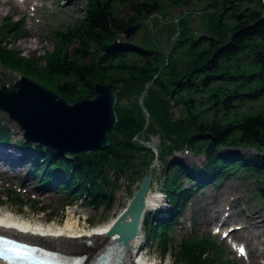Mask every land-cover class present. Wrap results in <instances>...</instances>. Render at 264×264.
Masks as SVG:
<instances>
[{
    "label": "trees",
    "instance_id": "obj_1",
    "mask_svg": "<svg viewBox=\"0 0 264 264\" xmlns=\"http://www.w3.org/2000/svg\"><path fill=\"white\" fill-rule=\"evenodd\" d=\"M178 1L205 2L213 18L206 24L205 35H181L166 56L154 48L143 49L138 40L136 46L112 44L121 29L134 25L133 20L157 13L154 3L143 2L134 5L133 17L124 21L115 17L112 0H84L83 16L58 41L76 44L75 48L46 54L40 70H36L35 61L39 63L41 58H23L17 51L0 47L4 67L48 82L55 77L63 79L49 88L68 103L93 98L92 85L96 82L111 84L121 94L140 93L145 88L142 107L148 116L146 123L138 104L134 110L118 107L120 97L116 93V123L103 151L65 158L37 145L18 143L27 157L22 155L21 159L28 160L43 181L54 179L68 194L78 193L89 203H102L110 200L104 192L110 185L102 177L103 170L112 166L117 173L129 174L139 149L131 140L137 136H156L162 158L175 151L203 154V168L193 172L167 162L161 191L169 206L152 226L145 224V230L159 243L166 241V221L181 208L180 201L191 187L199 191L204 184L217 181L223 172L261 174L258 194L264 196V107L248 114L237 111V107L264 101V18L260 1ZM11 25L15 27L16 23ZM172 108L179 109L178 117L172 116ZM7 133L0 130L1 144L8 141ZM230 149L233 151L219 153ZM247 149L253 154L235 151ZM180 176L192 183L190 189L182 190ZM205 250V242L185 243L179 246L177 255L183 264H210L208 254L199 258Z\"/></svg>",
    "mask_w": 264,
    "mask_h": 264
},
{
    "label": "rangeland",
    "instance_id": "obj_2",
    "mask_svg": "<svg viewBox=\"0 0 264 264\" xmlns=\"http://www.w3.org/2000/svg\"><path fill=\"white\" fill-rule=\"evenodd\" d=\"M83 1L0 0V47L4 50L19 51L23 58H41L40 62L35 61V64L36 70L42 69L45 65L43 57L46 54L51 55L60 50L66 53L75 48L76 44H59L58 41L59 37L83 16ZM112 2L115 17L124 21L133 17L134 5L143 2L155 4L157 13L145 14L141 18L133 20V24H140V28L129 40L120 43L136 46L138 40L143 49L154 48L165 56L170 47L181 38V35L189 37L205 35L206 24L213 18V15L206 11L208 5L205 2L184 1L181 3L178 0H112ZM13 23H16L15 27L11 25ZM19 73L20 71L14 68L4 67L0 62V87L4 85L10 88L19 77H25ZM26 78L52 92L54 91L49 88V85L63 81L58 77L51 79L50 82L36 76ZM141 92L136 90L128 94L118 92L117 96L120 97V101L116 105L123 109L134 110L137 104L139 106ZM262 107H264V101H258L245 107H237V111L248 114L255 112L256 109L260 110ZM140 108L145 118H148L142 107V102ZM171 111L174 118L180 115L177 108H172ZM0 115L1 125L7 127L11 133V142L16 141L18 144V141L22 139L18 126L11 120L6 122L8 118L5 112L0 110ZM131 142L139 149L136 158L131 162L130 173L127 175L117 173L112 166L103 170L102 177L110 185L104 187V192L108 197L110 196L109 201L89 203L84 195L80 196L78 193L62 196L59 191L66 189L60 187V190L57 191L54 189L55 186L49 188L45 193L44 197L48 198L41 200L42 197L35 194L34 190L43 192L44 189L40 190V186L37 187L38 178L33 177L31 186L33 191L30 196L19 194L21 189L18 180H14L15 184L10 185V188L6 186L7 184L1 185L0 208L13 210L20 217L40 218L42 221L48 222L61 223L69 214H73L80 219V223L86 219L88 226L107 224L122 211L125 204L137 191L141 178L146 175L148 169H151V191L159 193L162 201L158 205L157 212H154L155 214L147 211L144 215L148 214L151 218L158 217L157 214L161 212L163 206H169V202L165 200L161 191V179L163 172L166 171L167 162L169 160L180 163L188 161L193 164V167L201 170L204 165L203 154L189 157L190 153L175 151L167 155V158H162L159 153L161 152L160 142L156 136L140 135L133 138ZM31 146L33 145L31 144ZM142 148L149 150L150 155ZM231 151L233 150H221L219 153ZM235 151L242 155L253 154L251 149ZM15 156L16 153L12 155V157ZM63 157L68 156L64 155ZM24 158H27L26 155ZM128 161L131 160L128 159ZM21 164V166L25 165L23 162ZM184 164L186 163L184 162ZM30 165L31 163H29ZM186 165L188 167L185 169L189 170L190 166ZM26 167H28L27 164ZM26 171L27 168L24 169V172ZM261 176V174L256 176L248 174L242 170L229 171V175L223 172L222 177L217 181L213 184H206L199 191L194 187L190 189L192 183L184 176H180L179 184L182 190L190 189L185 197L184 211L182 209L179 212V217L164 228L166 235L164 243H159L157 238L150 236L148 230L146 232L143 227V244L140 248L141 255L144 256L143 259L151 260L150 264H183L177 255L179 246L201 241L206 243L207 250L205 253H201L199 258L202 260L204 255L208 254L207 259L211 262L210 264H264V196L258 194V179ZM33 197L41 201L31 200ZM193 206L195 207L194 215ZM201 207H205V209L202 210ZM209 207L211 211H219L218 220L221 221L223 218L229 217L228 226L220 225L221 223L214 227L210 226L208 229L202 226V223L208 221L209 216H212V213H207ZM243 222H247L245 224L247 229L243 230L241 235L248 243L236 238L234 240L226 238L225 245L222 244L221 239L231 231L230 229L236 225L238 227L234 229L238 230L240 225L244 224ZM226 243H228L227 246ZM235 245L243 246L245 251L243 257L237 254L234 249Z\"/></svg>",
    "mask_w": 264,
    "mask_h": 264
},
{
    "label": "water",
    "instance_id": "obj_3",
    "mask_svg": "<svg viewBox=\"0 0 264 264\" xmlns=\"http://www.w3.org/2000/svg\"><path fill=\"white\" fill-rule=\"evenodd\" d=\"M259 1L264 18V0ZM139 28L140 24L124 27L113 44L117 46L129 40ZM92 93L93 98L69 105L58 93L19 77L10 88L1 86L0 108L18 126L25 141L55 152L59 157L77 156L105 150L109 144L108 133L116 123L117 90L111 84L96 82ZM144 95L145 88L140 96V107ZM151 180L152 171L148 169L127 210L114 220L107 233L108 237L116 235V242L124 249L137 236Z\"/></svg>",
    "mask_w": 264,
    "mask_h": 264
},
{
    "label": "bare ground",
    "instance_id": "obj_4",
    "mask_svg": "<svg viewBox=\"0 0 264 264\" xmlns=\"http://www.w3.org/2000/svg\"><path fill=\"white\" fill-rule=\"evenodd\" d=\"M17 52H19V51H17ZM0 110L3 111L2 108H0ZM0 120H1V115H0ZM8 121H9V119L8 120L6 119L7 123H8ZM1 129H4V130H6L8 132L7 136L9 138H7L8 141L6 143H3V144L0 143V182H1L0 186L4 185V184H7L6 186L8 188H10L11 187L10 185H14L15 184L14 180H18L19 187L21 189V192H19V194L26 195V196L29 195L30 196V193L33 191L31 189V186H32V180H33V177H34V178H38L37 187L40 184H45V188L43 190L44 193L42 191L34 190L35 194H38V195H40V197H42L41 200L48 198V197H44V196H45V193H47V190L49 188L55 186L54 189L59 191L60 190L59 189V183H57L56 180L50 179V180H48L46 182L43 181L40 178L41 174H39L37 172H34L36 169H32L31 165L29 166L28 160L21 159V156L24 155V154L22 153V150H21L22 145L20 147V144H21L20 142L21 141H23L25 143H29V142H27V141H25L23 139L22 133L19 131V129H18V131H19L20 137L22 138L21 141H18V143H20V144H16V141L15 142H11V139H10L11 138V133L9 132V129L7 127H5V126L3 127V124L1 125V121H0V130ZM14 153H16V156L12 157V155ZM189 155H190L189 157L192 156L191 154H189ZM67 156L68 157H65V158L71 157L69 155H67ZM169 161H171V160H169ZM22 162L25 165L21 166ZM184 162L190 166L189 170L185 169V167H188V166L186 164H184ZM174 163H176L183 171H186V172H193V169H195V167L192 166L193 164H190V162H188V161H183L182 163H180L178 161L177 162L174 161ZM26 164L28 165V167H26ZM26 168H27V171L24 172V169H26ZM205 186H206V184H204L203 187H205ZM148 192L149 193H147V196L145 197L144 213L148 211V212H150L152 214H155L153 212L154 211L153 209H155L156 207H158V205H160V203L162 201V197L159 196V193L157 194V193H154L153 191H148ZM59 193L62 196L70 195V194H68V192H66L64 190H60ZM187 194L185 195V197L187 196ZM185 197H184L183 201H180L181 208L178 209L177 212L173 216H171L170 218L168 217V219L166 221V225L172 224L179 217V212L182 209L184 211V206H185V203H186ZM132 198H133V196L128 200V204L131 202ZM164 198H166L165 199L166 201L168 200L165 195H164ZM19 200H21V199H19ZM31 200L41 201L40 199L35 198V197L31 198ZM126 207H127V204H125V207L122 209V211L119 214H117L113 219L114 220H118L125 213V211L127 210ZM194 208L195 207L193 206V215L195 214ZM201 209L204 210L205 207H201ZM159 213L157 214V216L159 215ZM207 213L208 214L212 213V216H209L208 221H204L202 223V226H204L205 228L208 229L210 226L214 227V226H216V224H220V223H221L220 225H225V227L228 226L227 224H228V221L230 220V218L229 217H225L221 221L218 220V216L220 215L218 210H212L211 211V208L209 207L207 209ZM3 215H5V218H13L14 215L19 216V214H17V212H15L13 210H8V209L7 210L6 209L3 210V209L0 208V217H2ZM181 215H182V212L180 213V216ZM153 216H155V215H153ZM159 216L156 217V218H153V217L151 218V216H149L148 214L146 216L143 214L141 222H140V225L138 227L137 236L132 241H129L127 249H124L120 245H116V240H117V236L116 235L112 236V237H108V236L104 235V232H102L100 230V228H99V224H97V225H95L93 227L92 226H88L86 219L82 220L81 225L82 226H88L90 229L92 228L93 230H96L95 235H97L96 238L89 239L90 243H88L87 242L88 240H85V239H79V240L78 239H76V240L60 239V240H55V241H52V240L48 239V240H46V242L49 245H52V247H59V248L63 249L64 251H66V253L68 255H76V254L82 253L84 255H89L90 256L94 252H96L98 250H101V248L103 246H108L113 251L114 258L116 260L120 261L121 264H150L151 260H144L143 259L144 256L143 255H139L138 254V252H139L138 250L141 248V245L143 244V227L145 229V224H150V226H152L153 225V221H155L157 218H159ZM21 217L24 218L25 216H21ZM26 219L29 220V221L31 220V221H34V222H38V223H41V224H48V225H59V224L61 225V224H63L62 231H67V232L68 231L71 232L76 227H79L80 226V222H81L80 219L76 218L75 216H73V214L72 215L69 214L66 217V219H64V221H62L61 223L54 222V221L48 222V221H45V220L42 221V219L34 218V217H27ZM153 219H155V220H153ZM206 223H207V225H206ZM243 223L244 224L240 225V228L238 230L234 229V228L238 227V226L234 225L233 228L230 229L231 231H229L227 233V235L225 237H223V239H221L222 244L225 245V239L226 238L227 239H232V240H234L236 238V239L244 241L247 244L248 241L243 239V237H242L243 235H241V232L243 230L247 229L246 228L247 226L245 225V224H247V222H243ZM106 226L107 225H105L104 228H106ZM99 231H101V232H99ZM80 237L81 236L79 235L78 238H80ZM227 244L228 243H226V246H227ZM96 255H98V253Z\"/></svg>",
    "mask_w": 264,
    "mask_h": 264
},
{
    "label": "snow or ice",
    "instance_id": "obj_5",
    "mask_svg": "<svg viewBox=\"0 0 264 264\" xmlns=\"http://www.w3.org/2000/svg\"><path fill=\"white\" fill-rule=\"evenodd\" d=\"M239 252H240L241 255H243V253H244L243 246L239 247ZM5 253H16V257L19 258V253L13 247H7V248L0 249V258L8 260L9 257Z\"/></svg>",
    "mask_w": 264,
    "mask_h": 264
}]
</instances>
